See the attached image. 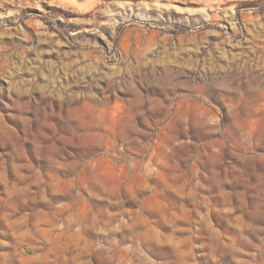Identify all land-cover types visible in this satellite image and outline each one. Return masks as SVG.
<instances>
[{
	"label": "rangeland",
	"instance_id": "374dc122",
	"mask_svg": "<svg viewBox=\"0 0 264 264\" xmlns=\"http://www.w3.org/2000/svg\"><path fill=\"white\" fill-rule=\"evenodd\" d=\"M0 264H264V0H0Z\"/></svg>",
	"mask_w": 264,
	"mask_h": 264
}]
</instances>
